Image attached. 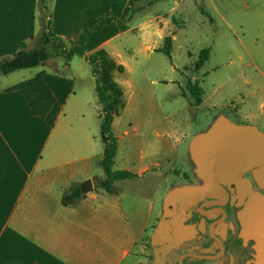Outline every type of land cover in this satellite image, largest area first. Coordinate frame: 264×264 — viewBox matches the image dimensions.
Masks as SVG:
<instances>
[{
    "label": "rangeland",
    "instance_id": "374dc122",
    "mask_svg": "<svg viewBox=\"0 0 264 264\" xmlns=\"http://www.w3.org/2000/svg\"><path fill=\"white\" fill-rule=\"evenodd\" d=\"M128 4L129 0H100L98 17L113 16L111 24L116 23L89 45L106 34L121 33L101 48L125 67L123 72L113 71L122 89L113 123L118 138L113 168L140 172L122 182L126 199L145 191L146 198L140 201L148 215L149 202L155 200L145 254V264H153L151 238L163 214L164 198L170 189L187 182L185 176H191L195 167L189 152L192 138L221 114L264 131V0H142L130 4L128 16L122 19ZM52 16L51 10V20ZM168 36L171 57L159 51ZM65 42L70 49L71 41ZM204 49L210 50V57L197 69ZM83 57L70 61L79 74L72 89L85 101L84 112L93 113L103 154L101 120L95 115L101 107L96 80L92 65ZM68 72L59 66L54 73L65 78L71 75ZM67 81L68 90L72 82ZM195 81L204 91L200 105L188 90Z\"/></svg>",
    "mask_w": 264,
    "mask_h": 264
},
{
    "label": "crops",
    "instance_id": "0c3cea01",
    "mask_svg": "<svg viewBox=\"0 0 264 264\" xmlns=\"http://www.w3.org/2000/svg\"><path fill=\"white\" fill-rule=\"evenodd\" d=\"M39 2L0 0V60L12 57L21 43L34 48L41 31ZM99 2L48 0L54 32L64 40H76L88 21L99 16ZM113 24L90 35L86 61L92 51L105 48L121 34H106L89 45ZM40 66L0 75V264H145L155 200L149 202L148 215L140 201L144 202L145 191L126 199L122 182L135 177L117 181L114 194L96 187L105 178L104 153L97 145L93 113L84 112L85 101L72 89L79 74L62 56ZM59 66L71 75L55 74ZM40 72L46 73L45 80L61 104L53 126L30 114L20 90H10ZM65 81L72 82L68 90ZM95 115L102 124V105ZM87 180L93 190L77 204L64 205L66 189Z\"/></svg>",
    "mask_w": 264,
    "mask_h": 264
},
{
    "label": "trees",
    "instance_id": "16d2710c",
    "mask_svg": "<svg viewBox=\"0 0 264 264\" xmlns=\"http://www.w3.org/2000/svg\"><path fill=\"white\" fill-rule=\"evenodd\" d=\"M135 1L142 0H129L122 19L128 16L130 4ZM47 2L48 0H40L39 2L41 31L35 37L34 48L29 49L27 43H21L19 50L12 57L0 60V75H7L22 69L35 68L46 64L51 58L62 56L69 62L74 56H84L88 49L87 43L90 35L94 31L100 30L115 21V17L113 16L90 19L84 32L76 40L71 41L70 49H68L65 40L57 35L52 28V20ZM171 47L172 38L168 36L165 39L164 47L160 48L159 51L171 57ZM209 57L210 50H202L197 62V69H200ZM88 61L93 67V74L96 78V91L102 105L101 134L105 145L102 160L105 178L96 182V187L114 194L117 192V181L138 176L129 170L113 169L118 151V138L115 135L113 123L117 113V105L122 96V89L114 80L113 71L118 70L119 72H123L125 67L123 64H117L105 49L95 51L88 57ZM45 77L46 73L40 72L33 78L14 85L10 90H20L28 101L30 114L43 117L50 126H53L61 112V104L48 86ZM188 90L195 98V103L200 105L204 94L200 82H190ZM84 196L85 193L81 188V184L75 183L66 189L63 203L64 205L77 204Z\"/></svg>",
    "mask_w": 264,
    "mask_h": 264
},
{
    "label": "water",
    "instance_id": "95a60500",
    "mask_svg": "<svg viewBox=\"0 0 264 264\" xmlns=\"http://www.w3.org/2000/svg\"><path fill=\"white\" fill-rule=\"evenodd\" d=\"M189 152L195 173L203 184L178 185L165 196L163 216L151 238L154 264H162L166 252L186 238L188 230L183 226L182 215L188 206L212 193L220 182L236 183L241 203L245 204L241 212L245 232L256 240L260 264H264V193L255 190L250 179L242 176L245 171L259 168L253 174L259 186L264 188V131L253 124H239L221 114L207 130L192 138ZM81 188L88 193L94 186L87 180ZM170 206L176 211H170ZM168 215L173 216V221L165 220ZM159 244L163 247L159 248Z\"/></svg>",
    "mask_w": 264,
    "mask_h": 264
},
{
    "label": "flooded vegetation",
    "instance_id": "af4514ba",
    "mask_svg": "<svg viewBox=\"0 0 264 264\" xmlns=\"http://www.w3.org/2000/svg\"><path fill=\"white\" fill-rule=\"evenodd\" d=\"M194 168L191 176H185L188 177L187 182L182 184H203ZM258 169L254 167L243 172L242 176L250 179L255 190L264 193L253 174ZM244 206L236 183L220 182L212 193L188 206L182 215L188 234L166 252L162 264H260L257 242L245 232L241 217ZM170 211L175 212V207L170 206ZM173 219L171 215L165 217L168 222ZM164 244L169 245L168 242ZM158 247H163V244Z\"/></svg>",
    "mask_w": 264,
    "mask_h": 264
}]
</instances>
